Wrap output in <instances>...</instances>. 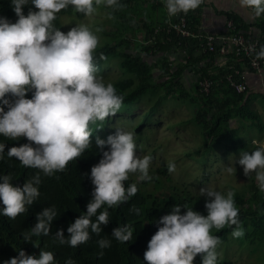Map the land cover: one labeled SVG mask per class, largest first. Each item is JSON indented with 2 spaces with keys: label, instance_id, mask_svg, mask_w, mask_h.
I'll list each match as a JSON object with an SVG mask.
<instances>
[{
  "label": "clouds",
  "instance_id": "9594fccd",
  "mask_svg": "<svg viewBox=\"0 0 264 264\" xmlns=\"http://www.w3.org/2000/svg\"><path fill=\"white\" fill-rule=\"evenodd\" d=\"M18 17L15 22L0 16V135L28 143L12 146L7 151L9 159L15 157L25 168L38 170L22 185L12 183V175L0 174V215L15 220L28 210L40 196L41 173L51 177L66 171L70 162L80 158L92 147L94 131L102 128L109 117L121 109L123 95L118 94L113 83H105L98 75L96 50L100 39L86 23H76L67 32L55 25L61 10L69 6L86 17L93 16L101 5L114 10L123 7L119 0H31L36 11L24 14L23 6L29 0H11ZM203 0H165L168 16L197 9ZM242 8H250L256 17L264 14V0H239ZM108 18H114L112 13ZM255 51L254 45H249ZM264 59V45L256 53ZM100 59H106L101 53ZM31 92V98L27 94ZM7 108V110H5ZM93 125H97L95 130ZM96 148L102 153L98 163L91 167L90 179L94 185L87 211L64 230L59 229L55 238L60 245L77 248L99 234L101 225L109 223V208L127 202L138 192L136 183L127 184L130 175L138 174L140 181H150L151 155H137L135 133L116 127L114 133L102 139L95 137ZM5 144L0 142V160L4 158ZM238 164L243 174H255L257 187L264 193V144L253 151H241ZM167 170H176L168 161ZM227 171L231 173L232 167ZM206 197L203 215L192 207L181 212V205L172 207L169 214L160 217L157 231L152 235L144 252L147 264H194L197 255L202 264H217L219 236L213 234L225 227H232V236L239 238L244 230L239 219V208L234 192L226 194L205 186L199 190ZM103 209V210H102ZM136 215L140 209H130ZM58 215L55 206L37 213V223L23 232L25 241L33 236H48L51 222ZM93 217L95 220L93 221ZM112 237L126 243L133 237L129 224L116 227ZM103 250L111 247V240L101 237L96 241ZM103 251L98 253L103 256ZM3 264H57L52 251L41 250L39 256L20 249L18 255ZM65 264H75L70 257Z\"/></svg>",
  "mask_w": 264,
  "mask_h": 264
},
{
  "label": "trees",
  "instance_id": "16d2710c",
  "mask_svg": "<svg viewBox=\"0 0 264 264\" xmlns=\"http://www.w3.org/2000/svg\"><path fill=\"white\" fill-rule=\"evenodd\" d=\"M119 3L123 7L117 10L101 5L108 14L112 13L118 36L114 42L99 44L96 50V62L100 73L109 59L114 57L119 59L121 75L110 83H113L118 94L123 95V105L115 116L106 119L102 128L94 131L92 147L80 158L70 162L66 171L58 172L51 177L41 173L40 196L28 206L26 213L15 220L0 215V264L17 256L20 249L37 257L41 250L52 251L57 264H65V260L69 257L75 261V264H147L144 260V252L148 242L160 226L158 225L160 217L169 214L174 205L180 204L182 213L187 210L183 207L186 204L193 210L207 215L206 197L196 194L186 183L173 182L167 164L163 163L150 166L149 174L152 176L150 181H140L138 174L130 175L125 186L136 183L137 194L118 207L108 209L109 223L101 225L102 231L99 236L91 234V239L77 248L69 247L67 244L60 245L55 238V233L59 229L64 230L65 237L69 235L67 228L87 211V204L92 199L94 185L90 179V171L102 155L95 145L96 135L106 139L109 134L115 132L116 127L123 128V125H126L127 130L135 133L137 155H151L154 159L158 146L161 148L162 145H153L151 142L148 144L147 140L153 133L151 129L159 125L150 124L161 101L172 97L176 100H187L191 104L193 109L191 120L201 137V143L199 142L200 144L187 155L193 157L204 155L205 161L198 163L203 169L208 161H214L215 158L210 160V157L215 155L212 152L220 144L224 159L230 153L245 150V141L238 134L241 127L254 126L259 132L263 129L261 116L256 109L250 107V102L257 99L264 109V92H254L251 88L247 92H237L233 89L227 81V76L232 75L237 80H242V77L234 74L233 68L229 65L234 64L235 68L243 71V64L231 60L226 64H219L216 61L218 53L203 51V39L194 36L211 32L202 27L203 14L209 4L207 0H203L195 10L171 17L167 14L165 0H119ZM213 8V12L224 19L223 29L227 30L229 28L227 22L231 21L230 32L242 33L245 37L252 36L257 39L259 47L264 45V14L259 17L253 16V20L250 21L235 10L217 9L214 6ZM30 9L37 10L31 4V0L23 6L24 14L27 15ZM153 9L160 13L156 18L152 15ZM72 10L73 8L69 6L57 14L58 19L54 23L61 31L65 32L61 16L63 14L72 16L76 12L72 13ZM141 12L145 15L144 18L140 22L135 21V18L133 20V15H140ZM0 16L8 18L11 22L17 20L11 0H0ZM180 17L184 18L185 28L194 35L184 36L170 28V23H177ZM127 28L134 34L144 29V41L135 40V44L140 46V51L147 53L153 49L155 53H160L156 60L148 62L140 55V51L139 54L126 52L124 46L132 45L124 35ZM150 40V43L144 44ZM101 53L106 59H100ZM171 53H175L179 60H171L168 56ZM201 60L204 64L196 69L194 66ZM188 68L197 74L189 88L184 83V74ZM203 78L211 80L208 92L202 91L198 85V80ZM145 96H156V99L140 116L134 115L132 120L118 116L122 111L128 112L131 106L140 102ZM27 98H31V92L27 94ZM231 121L238 122L239 125L233 127ZM183 122L178 121V124L182 125ZM168 125L172 127L173 123ZM92 127L95 130L97 125ZM0 142L5 144L4 158L0 160V174L10 173L12 183L22 186L38 170L22 167L15 157L11 159L7 157V151L12 146H19L28 141L26 138L11 140L0 135ZM258 146L256 144L253 147L255 149ZM254 183L252 180L248 196L242 192H234V200L240 210L239 219L246 237L252 242L255 239L264 242V193H261ZM51 206L56 207L58 215L51 222L50 234L33 236L31 241H25L23 232L29 231L37 223V213ZM133 206L140 209L139 215L130 211ZM2 207L0 203V209ZM92 219L94 221L95 217ZM124 224L132 226L133 237L126 243H120L112 237V231ZM231 231H233L232 227H225L219 231L213 229V234L223 241ZM101 237L111 240L110 248L101 250L98 247L96 241ZM100 251H103V256L98 255ZM194 264H202L200 255L196 256ZM217 264H231V262H221L218 258Z\"/></svg>",
  "mask_w": 264,
  "mask_h": 264
},
{
  "label": "rangeland",
  "instance_id": "374dc122",
  "mask_svg": "<svg viewBox=\"0 0 264 264\" xmlns=\"http://www.w3.org/2000/svg\"><path fill=\"white\" fill-rule=\"evenodd\" d=\"M215 0H209L211 5ZM221 4L218 8L229 9L232 7L236 12L242 15L247 20H253L254 12L250 8H242L239 5V0H220ZM225 5V6H224ZM75 12L74 8L72 13ZM140 15H133V20L140 22L144 18V14L141 12ZM152 15L154 18L158 17L160 13L153 9ZM135 18V19H134ZM61 21L64 26L65 32H67L71 27L75 26L76 23H86L93 30L100 27L103 31L97 33L100 39V43L103 42H114L118 36L116 30V25L113 23L112 19L108 18V12L102 6L97 8L96 13L91 17H86L83 14L79 15L75 12L72 16L69 14H63L61 16ZM125 37H127L132 45L130 47H125L126 52L138 53L141 48L135 44V40L140 42L144 41L145 31H136L135 34L127 28L124 32ZM123 35V36H124ZM150 41L144 42L150 43ZM123 47V46H122ZM139 54V53H138ZM160 53H155L152 49L149 52L140 51V55L147 60L152 62L156 60ZM98 75L102 76L106 82H112L121 75V69L119 68V59L117 57L109 59L105 67ZM188 81H192L193 75H189L186 78ZM258 79H253L248 77V82L251 84V89L255 91L264 92V80L262 83H257ZM262 84V85H261ZM252 86H255L252 88ZM156 99V96H145L140 102L131 106L127 111H122L118 116L127 117V120H132L134 115L139 116L145 110H147ZM184 99L176 100L172 97L161 101L158 110L155 113L153 122L150 124L154 126L159 124L155 129L152 128L151 135L149 136L147 143L153 145H162L161 148L156 150L155 157L152 159L151 166L161 165L163 163L167 164L168 161H173L176 165V170L170 173L173 182L186 183L188 186L198 195H200L199 190L206 185L212 187L224 194L228 191L242 192L245 195L250 194L251 182L254 180V184L257 185L255 180V174L252 173L249 177L243 174V168L238 164V159L241 151H253L254 145L264 144V109L261 103L257 99L252 100L250 107L256 109L260 116L261 122L263 123V129L259 132L257 127H241L238 131L240 138L245 141V150H240L238 153H230L225 159L223 158V148L220 144L212 153L210 160L213 158L214 161H208L202 168L201 163L205 161L204 155L197 157L189 156L187 153L194 150L201 142V137L191 120L193 116V109L188 101H183ZM178 121H184L178 124ZM169 123H173L172 127ZM120 124L122 122L120 121ZM233 127L239 125L238 122L231 121ZM126 129V125H123ZM151 142V143H149ZM200 142V143H199ZM248 143V144H247ZM232 167L233 171L229 173L227 171L228 167ZM245 204V203H243ZM244 230V228H243ZM219 261L231 262V264H264V242L250 241L249 238L244 235L239 238H234L232 236V231L227 233L226 238L221 242L218 249Z\"/></svg>",
  "mask_w": 264,
  "mask_h": 264
},
{
  "label": "built area",
  "instance_id": "2783aa9c",
  "mask_svg": "<svg viewBox=\"0 0 264 264\" xmlns=\"http://www.w3.org/2000/svg\"><path fill=\"white\" fill-rule=\"evenodd\" d=\"M227 26L231 28V21L227 22ZM170 28L175 30L177 33L188 36L194 35L185 28L184 18L180 17L177 23H170ZM229 28H225L221 32H206L199 33L200 39H203V51H216L218 53V58L216 61L219 64H226L228 61L240 62L243 64V71L234 67V64H230L229 67L233 68V73L242 77V80L235 79L232 75L227 76V81L229 85L235 89L237 92H247L251 87L248 82L249 75L258 79L257 83H262L264 80V59H257L256 53L259 52L260 47L258 46L257 39L252 36L245 37L242 33L230 32ZM249 45L255 46V51L249 49ZM177 56V55H176ZM171 60H174L173 56H169ZM204 61H200L194 67L198 69ZM187 76L193 75V80L196 78V73L190 68L186 70ZM185 72V73H186ZM184 76V83L186 87L191 86L192 81H188ZM198 85L202 91L208 92L211 85V80L208 78H203L198 80ZM262 85V84H261Z\"/></svg>",
  "mask_w": 264,
  "mask_h": 264
},
{
  "label": "crops",
  "instance_id": "0c3cea01",
  "mask_svg": "<svg viewBox=\"0 0 264 264\" xmlns=\"http://www.w3.org/2000/svg\"><path fill=\"white\" fill-rule=\"evenodd\" d=\"M217 2H212L213 4L211 5V3L208 4L207 8H205V12L203 14V18H202V27L203 29H206L207 31H211V32H218L220 30L223 29L224 27V19L221 15H218V14H215L213 11H214V8H217V9H224V8H218V6H220L221 2L220 0H215ZM207 2H209V0H207ZM225 6V5H224ZM230 10H234L232 7H229ZM168 56H173L174 57V60L175 59H178L179 58L176 56L175 53H171V54H168ZM188 73L186 72L184 74V76H187ZM250 77H252L253 79H256L254 77V75L252 74L249 75ZM249 85L251 87V84L249 82ZM255 87V86H252V88ZM255 92V90H253Z\"/></svg>",
  "mask_w": 264,
  "mask_h": 264
}]
</instances>
